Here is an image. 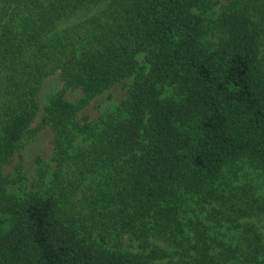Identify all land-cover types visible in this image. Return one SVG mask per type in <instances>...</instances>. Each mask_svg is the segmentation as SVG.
Segmentation results:
<instances>
[{
  "label": "trees",
  "instance_id": "1",
  "mask_svg": "<svg viewBox=\"0 0 264 264\" xmlns=\"http://www.w3.org/2000/svg\"><path fill=\"white\" fill-rule=\"evenodd\" d=\"M218 1L0 0V264H264V194L229 177L264 173V0ZM57 72L83 98L45 107L54 166L24 185L6 168Z\"/></svg>",
  "mask_w": 264,
  "mask_h": 264
},
{
  "label": "rangeland",
  "instance_id": "2",
  "mask_svg": "<svg viewBox=\"0 0 264 264\" xmlns=\"http://www.w3.org/2000/svg\"><path fill=\"white\" fill-rule=\"evenodd\" d=\"M227 3V0H219L214 7L212 17H217L222 5H226ZM261 58L264 61V47H262ZM137 61L139 73L147 75L150 66L145 59V54L138 55ZM135 78L134 76L122 83L116 84L92 100L88 107L79 112L78 120L83 124L85 123V118H87V122L94 125L108 112H117L122 102L126 99L128 90L135 81ZM158 90L162 99H174L178 102L181 100L180 96L175 93L174 88L171 86L160 85L158 86ZM59 93H63L64 98L72 103H78L83 98V92L80 89H65L59 72L44 80L39 94V113L32 125L34 133L24 139L22 149L15 156L13 163L6 168V173L12 176L16 177L18 174L24 176V185H28L35 179L38 159L42 160V165L46 168L51 169L54 166V133L49 126L42 128L41 126L45 107ZM229 177L231 181L237 184L251 183L258 189L260 194H264V173L254 170L247 162L237 163ZM259 226L264 237V221Z\"/></svg>",
  "mask_w": 264,
  "mask_h": 264
}]
</instances>
